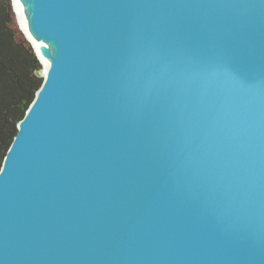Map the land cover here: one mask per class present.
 I'll return each mask as SVG.
<instances>
[{
  "label": "water",
  "instance_id": "water-1",
  "mask_svg": "<svg viewBox=\"0 0 264 264\" xmlns=\"http://www.w3.org/2000/svg\"><path fill=\"white\" fill-rule=\"evenodd\" d=\"M42 85L0 170V264H264V0H21Z\"/></svg>",
  "mask_w": 264,
  "mask_h": 264
},
{
  "label": "trees",
  "instance_id": "trees-1",
  "mask_svg": "<svg viewBox=\"0 0 264 264\" xmlns=\"http://www.w3.org/2000/svg\"><path fill=\"white\" fill-rule=\"evenodd\" d=\"M42 65L19 28L11 0H0V170L17 125L40 89Z\"/></svg>",
  "mask_w": 264,
  "mask_h": 264
},
{
  "label": "bare ground",
  "instance_id": "bare-ground-1",
  "mask_svg": "<svg viewBox=\"0 0 264 264\" xmlns=\"http://www.w3.org/2000/svg\"><path fill=\"white\" fill-rule=\"evenodd\" d=\"M16 9H17V12H18V15L20 17L21 24H22L24 30L28 33V35H29L30 39L32 40V42L34 43V45L36 47V50L39 53L42 61L47 66L49 61L47 59H45L42 56V53H41L43 46H45V43L43 41H41V40L35 39L30 34L29 25H28V11H27V6L21 0H16Z\"/></svg>",
  "mask_w": 264,
  "mask_h": 264
}]
</instances>
